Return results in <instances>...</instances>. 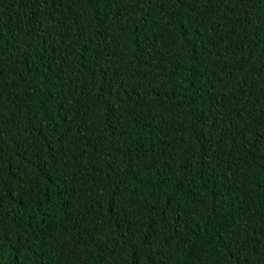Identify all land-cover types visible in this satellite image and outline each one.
Here are the masks:
<instances>
[{
	"label": "trees",
	"instance_id": "obj_1",
	"mask_svg": "<svg viewBox=\"0 0 264 264\" xmlns=\"http://www.w3.org/2000/svg\"><path fill=\"white\" fill-rule=\"evenodd\" d=\"M0 264H264V0H0Z\"/></svg>",
	"mask_w": 264,
	"mask_h": 264
}]
</instances>
